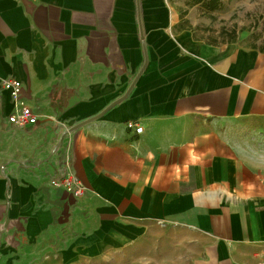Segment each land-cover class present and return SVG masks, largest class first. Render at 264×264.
Segmentation results:
<instances>
[{
	"label": "crops",
	"instance_id": "obj_1",
	"mask_svg": "<svg viewBox=\"0 0 264 264\" xmlns=\"http://www.w3.org/2000/svg\"><path fill=\"white\" fill-rule=\"evenodd\" d=\"M202 2L138 0L140 37L136 0H0V82L37 116L0 84V264L257 262L264 175L216 123L264 119V51L181 26Z\"/></svg>",
	"mask_w": 264,
	"mask_h": 264
},
{
	"label": "rangeland",
	"instance_id": "obj_2",
	"mask_svg": "<svg viewBox=\"0 0 264 264\" xmlns=\"http://www.w3.org/2000/svg\"><path fill=\"white\" fill-rule=\"evenodd\" d=\"M214 9L199 4L196 17H180L194 36L214 43L243 39L264 51V0H217ZM184 15V14H183ZM230 141L232 152L257 166L264 175V119L231 118L216 123Z\"/></svg>",
	"mask_w": 264,
	"mask_h": 264
},
{
	"label": "built area",
	"instance_id": "obj_3",
	"mask_svg": "<svg viewBox=\"0 0 264 264\" xmlns=\"http://www.w3.org/2000/svg\"><path fill=\"white\" fill-rule=\"evenodd\" d=\"M1 86L9 91L10 99L13 102V110L7 116V121L16 128H23L27 125H33L37 122V116L31 108L25 103L20 102L21 82L14 78H4L0 82ZM135 132L142 131V127L137 123H130ZM68 166V163H66ZM49 185L72 193L74 196H80L84 191L81 181L68 169H64L58 176L49 180ZM258 260L255 264H264V247L257 253Z\"/></svg>",
	"mask_w": 264,
	"mask_h": 264
},
{
	"label": "water",
	"instance_id": "obj_4",
	"mask_svg": "<svg viewBox=\"0 0 264 264\" xmlns=\"http://www.w3.org/2000/svg\"><path fill=\"white\" fill-rule=\"evenodd\" d=\"M136 11H137L138 26H139V34H140V37H141V36H142V30H141V25H140L139 4H138V0H136ZM96 117H97V116H93V117H91V118H88V119H86V120H83V121H81V122H79V123L73 125V126L71 127V130L74 129V128H76V127H78V126H80V125H82V124H84V123H86V122H88V121H90V120H92V119H94V118H96Z\"/></svg>",
	"mask_w": 264,
	"mask_h": 264
},
{
	"label": "trees",
	"instance_id": "obj_5",
	"mask_svg": "<svg viewBox=\"0 0 264 264\" xmlns=\"http://www.w3.org/2000/svg\"><path fill=\"white\" fill-rule=\"evenodd\" d=\"M193 2H200L201 0H192ZM206 1V2H205ZM217 0H204V2H202V4H204L207 8L209 9H214L216 7L215 2ZM53 93H54V89L52 88L49 92L50 97H53Z\"/></svg>",
	"mask_w": 264,
	"mask_h": 264
}]
</instances>
